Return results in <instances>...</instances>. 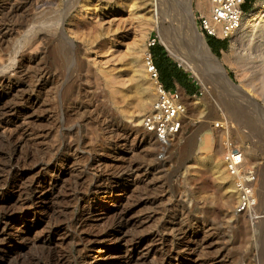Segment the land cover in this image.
<instances>
[{
    "label": "rangeland",
    "instance_id": "1",
    "mask_svg": "<svg viewBox=\"0 0 264 264\" xmlns=\"http://www.w3.org/2000/svg\"><path fill=\"white\" fill-rule=\"evenodd\" d=\"M144 1L146 0H0V25H9L5 39L0 41V70L14 74L19 65L28 63L27 65L33 68L31 71L35 68H37L35 70L47 68L52 79L44 86L42 93L44 95L40 98V104L44 107L29 108L36 122L35 126L32 125L33 133L28 134L29 141L24 144V149L32 152L40 150L36 154H42L44 150L46 152L51 146H56L59 148L58 152L63 153L67 149L63 143L76 139L78 146L76 145L74 149L81 157L73 164L63 166L62 169L65 170L63 180L53 197L50 196V199L37 205L35 216L29 214V220L37 226L27 236L25 242L13 245L7 242L0 246V252L6 257L4 264H46L50 247L57 251L62 250L69 258L78 255V244L65 239V235H70L72 230L62 229L54 234V238L46 241L42 240V236L47 232L54 220V213L58 210L68 209L69 214L80 212L82 200L76 198L73 200L71 196L72 190L77 186L78 178L75 177L78 176V169H82V165L87 164L90 159H98V164L101 162V165L108 162L122 163L121 158L114 159L112 156L118 152H131L129 148L136 143L134 135L129 134L133 125L136 129L145 130L142 119L151 109L156 97V84L147 72L145 55L148 51L153 53L158 43L168 53V57L179 64V68L188 75L191 91L182 92L178 85L181 99L187 108L183 129L171 142L165 156L161 158L157 156L153 139V145L133 150L134 153H130L125 164H122V170L111 168L108 176L116 179L117 175L124 172L123 165L126 167L129 160H133L134 165L140 168V175L147 173L149 176L147 177L153 181V189L156 188L154 190L149 188L153 195L165 194L167 202L179 200L180 204H184L192 213L206 216L212 222V229L217 232L216 241L212 248L207 249L209 252L206 250L209 255L206 254L209 258H219L215 260V264H264V219L252 224L244 215L235 212L236 201L240 196L236 185L239 177L227 178V185L232 190L229 196L220 185L217 174L202 162V158L212 156L222 168H225L223 161L225 147L222 141L225 131L215 127L214 123L216 121L228 123L233 129L234 140L243 146L246 156L244 169L256 170L255 187L260 207L264 209V114L255 106L257 103L264 106V28L261 29L264 16L255 20L246 29L240 30L234 37L235 40L233 37L226 40L227 46L219 55L212 51L207 37L201 33L232 83L244 91L250 97L248 98L243 95L232 96L231 92L234 91L232 87L219 78L220 74L212 71L211 60L203 59L204 56L193 45L192 30L189 28L186 13L187 0H159L162 15L160 25H156L157 27L151 17L153 12L148 11L151 6L146 8ZM10 4H20L17 13L19 15H8ZM246 4L250 9L244 11L243 19L251 10L257 8L263 10L264 15V0H250ZM193 8L197 25L199 15L208 12L200 11L196 6V0L193 2ZM111 10L112 13H109ZM103 13H109L114 19L110 23L99 25L96 19ZM5 15L7 17H4ZM4 18L10 21H4ZM152 39H156V45L149 46L148 43ZM135 57L139 61L133 62ZM136 69L139 70L137 73ZM134 73L151 90L150 101L137 121H131L121 111L123 106L132 108L135 99L132 102L123 101L119 94L114 95L112 86L107 82L108 75H118L125 80L128 92L135 98L132 80ZM11 94H16V91ZM11 94L8 100L13 97ZM42 101L44 103H41ZM68 110L72 116L68 115ZM2 128L0 125V136ZM38 129L43 133H37ZM34 131L38 135L34 134ZM127 136L128 145L119 142L121 138ZM1 137L0 162L10 148L1 141ZM83 141L85 143H82ZM93 171H95L93 168L88 170L85 183L90 182L94 176ZM124 179L129 180V176ZM140 186V189L138 187L132 189L133 191L130 189L118 200V205L109 204L107 200L105 202L112 211L132 205L134 213L143 215L147 211L146 207L138 203L142 192H146L148 188H144L145 185L142 183ZM11 198L12 195L1 197L3 202ZM97 201L104 200L97 197ZM101 218L102 216L100 218L94 216L87 224V228L99 230L105 225L113 224L112 218L105 217L103 220ZM156 219L159 220V216L149 224L155 226L158 222ZM151 226H146L145 229ZM14 228L21 229L23 226L20 223ZM175 256L172 257V261H176ZM185 260L184 264L187 262ZM139 263L143 264L133 256L122 264Z\"/></svg>",
    "mask_w": 264,
    "mask_h": 264
},
{
    "label": "bare ground",
    "instance_id": "2",
    "mask_svg": "<svg viewBox=\"0 0 264 264\" xmlns=\"http://www.w3.org/2000/svg\"><path fill=\"white\" fill-rule=\"evenodd\" d=\"M144 2H146V8L151 6V9L149 8L148 11L153 12L151 16L153 23L155 26L158 25L161 22L162 15V12H160L161 5L159 7V0H146ZM193 2L194 0H187L186 2V13L190 24L189 28L192 30L191 41H193V45H195L201 55L204 56L203 59L211 60V64H209L210 67L212 66V71H216L217 74H220L219 78H222L223 82H226L232 87L234 90L231 92L232 96L243 95L250 98L244 93V91L232 83L224 67L219 63L217 57L213 55L210 50V47L195 23ZM18 5L10 4V7L8 5V15H19L17 14L20 8ZM21 6L23 5L21 4ZM196 6L200 11H209L208 0H196ZM109 13H112V10ZM109 13H103L98 16L96 21L99 25L110 23L114 19ZM2 14L4 15V13ZM263 16V10H259V8L251 10L248 16L246 15L243 19L240 29L233 34V38L237 36L240 30L246 29L252 25L255 20ZM4 17L7 16L5 15ZM5 19L6 18H4V21H10V19ZM12 22L14 21L12 20ZM17 26L19 27V25ZM7 27H9V25H0V41L6 36L5 32L9 29H7ZM263 28L264 23L261 26V29ZM132 61L136 62L139 60L135 57ZM27 64L28 63H25V65H19L14 74H10L7 70H0V125L3 127L2 137H0L2 139L1 141L10 147H8V152L3 156L0 162V246H3L7 242L12 243V245L19 244L23 241L25 242L27 236L37 226L29 220V214L35 216L37 205L42 201L50 199V196L53 197L56 188L63 180V174L65 172V170L62 169L63 166L73 164L74 161H77L76 159H79L80 157L76 152V149H74L76 145L78 146L76 143L77 141H75L76 139L63 143L67 148L63 153H59L57 150L59 148L56 146H51V149H47L46 152L45 150H42V154H36V152L38 151L37 153H39L40 150H37L36 152L33 150L32 152L29 151V149H24V144L29 141L28 136L30 135L28 134L33 133L32 125L36 122V119L32 117L33 115H31L29 108L42 105L40 104V98L41 95H44L42 94L44 91L43 88L50 79V70H46L47 68L35 70L37 68L34 67L35 72H33L34 70H30L32 68H30L31 65L28 66ZM138 71V69L135 70L136 73ZM136 73L132 76L133 89L136 95L135 98L128 92V86L125 84L124 79L116 74L111 76L108 75L107 79V82H109L108 84L112 86V92L114 95L119 94L125 102H132L135 99V104L132 108L129 109L125 106L121 108L123 114L131 119V121H137L140 118L151 98V90L149 86H146L147 84L145 85ZM50 81H52V79H50ZM13 91H16V94L12 95L11 93ZM10 94L13 97L8 100ZM41 103L44 102L42 101ZM252 103H254V101ZM255 106H257L258 110L264 114L263 105L257 103ZM42 107L44 106H41V108ZM33 110L32 114L34 112ZM67 113L68 115H71L70 110H68ZM90 116L92 115L90 114ZM110 126L111 125H109V127ZM133 126L134 127L131 128L129 134L131 136L134 135L133 139L136 143L134 144L132 141L134 146L129 148L131 152L125 151L118 152V154L115 153L114 155L112 154L114 159L121 158L122 163L121 161L119 163L108 162L106 165H101V162L98 164V159H90L91 161L87 160L88 163L82 165V169H78L79 173L76 172L78 174V176L76 175L77 177H75L76 179L78 178L76 182L77 186H74L75 188L72 190L73 193L71 192V196L73 197V200L74 198L82 200L80 202V212L77 214L74 212L73 214H69L67 211L68 209L60 211L57 209V213H54V220L53 222L50 221L51 225L48 227L47 232L42 236V240L46 241L51 239L56 232H59L62 229H68L69 231L72 230L70 235H64L65 239H69V241L71 240L73 242L75 241V243L78 244V255L69 258L65 252H62V250L57 251L55 248L50 247L46 256V264H122L133 256H136L137 260L143 264H184L183 262L185 259L187 260V262H185L186 264H215V260H217L218 257H207L209 255L207 249L214 246L217 232L214 231V228V230L212 229V222L206 216L192 213L184 204L181 205L179 200L165 201V194H160L159 196L153 195L149 190L150 187L153 189V181L151 178H148L149 176L147 173H143L144 171H142L143 175H140V168L138 165V167L134 165L133 160H129V164H126L127 166L125 165L126 167L123 165L125 173L122 172L121 175H117L116 179L108 176V172H110L111 168L122 170V164L128 159L127 156H130V153H134L133 150L145 149L147 145L152 144L154 137L151 133L146 130L141 131L136 129L135 125ZM39 132L42 131L39 130L37 133ZM37 133L34 131V134L38 135ZM210 134L211 133H209V135ZM128 141V136L119 140L120 143L125 145H128ZM82 143L85 142L83 141ZM153 144H155V142ZM121 153L123 155H120ZM202 159V162L217 174L216 176L219 178L220 185L224 187L225 192L231 196L232 190L230 189V186L227 185V178L234 175H231L226 168H222L212 156L204 157ZM245 161L246 156L243 167L245 166ZM91 168L95 170L93 171L94 176L91 175L93 177L90 182L85 183V178H88V170ZM126 176H129V180L124 179ZM141 183L145 185L144 188H148L146 192H142L143 194L140 198L137 197L140 199L138 205L143 204L145 205L144 207H146L147 211L145 214L138 215V212L137 214L134 213L135 209L133 210L134 207L128 204L129 202L127 205L130 206H124L119 210L112 211L109 208V204L118 205L117 202L121 197L130 191V189L135 190V188H139ZM142 190L144 191V189ZM100 194H102V196H100ZM11 195L12 198L8 201L3 202V199H1V197L5 198ZM97 197L104 201H97ZM105 200H107L109 204H106ZM137 211H139V209ZM94 216H98L99 218L102 216V220L105 217L106 219L107 217H110L112 218L113 224H108L110 226L105 225V227L99 230L89 229L90 225L88 226L89 228H87V224ZM156 216H159V220L156 219L158 220L156 225L151 226L149 223L153 222V219ZM20 223L23 228H14L16 224ZM146 226L151 227L145 229ZM216 253H218V251ZM174 255H176V261H172ZM5 258V255L0 252V264H4L6 261ZM112 260H117V262H112ZM122 260L124 261L122 262Z\"/></svg>",
    "mask_w": 264,
    "mask_h": 264
},
{
    "label": "built area",
    "instance_id": "3",
    "mask_svg": "<svg viewBox=\"0 0 264 264\" xmlns=\"http://www.w3.org/2000/svg\"><path fill=\"white\" fill-rule=\"evenodd\" d=\"M208 13H201L197 27L208 38L231 40L237 32L245 15L243 5L246 0H208ZM156 44V39L148 45ZM145 66L150 77L156 84V97L151 109L142 119L143 128L154 137L157 156L167 154L170 144L181 133L184 125L186 104L181 99L178 90H169L160 78L153 54L148 51L145 55ZM215 127L225 131L223 136V161L226 170L237 178V188L240 198L236 201L235 212L244 215L252 224L264 219V209H261L257 187L254 182L257 178L255 168L245 170L243 167L245 153L243 146L237 143L232 136V127L227 123L216 121ZM222 124V125H221Z\"/></svg>",
    "mask_w": 264,
    "mask_h": 264
},
{
    "label": "crops",
    "instance_id": "4",
    "mask_svg": "<svg viewBox=\"0 0 264 264\" xmlns=\"http://www.w3.org/2000/svg\"><path fill=\"white\" fill-rule=\"evenodd\" d=\"M208 40H213L214 42H216V41L221 40V39L208 38L207 37V41ZM158 46H159V49H158L159 51L157 53L160 57V61L163 62L164 72L172 73L175 75L173 78L174 88H172V89L179 91V89H178V85H179L182 89V92H190L191 87H190L189 82H188V75H185L184 71L179 68V64H177L175 61H172L168 57V53L165 52V49H163L161 47L160 43H158ZM221 50L222 49H220L219 51H221ZM159 71H161V69ZM161 73H163V72H161ZM176 76L181 77L180 81L176 78Z\"/></svg>",
    "mask_w": 264,
    "mask_h": 264
},
{
    "label": "trees",
    "instance_id": "5",
    "mask_svg": "<svg viewBox=\"0 0 264 264\" xmlns=\"http://www.w3.org/2000/svg\"><path fill=\"white\" fill-rule=\"evenodd\" d=\"M250 0H247L246 2H249ZM246 2H245V4L243 5V9H244V11H248L249 9H250V6L248 5V4H246ZM208 44H209V46L211 47V49H212V51L215 53V54H217V55H219V53H220V49H223V48H225L226 46H227V41L226 40H218V41H216V42H214L213 40H208ZM156 45V44H155ZM159 49V46L158 47H155L154 49H153V57H154V59H155V62H156V64H157V66H158V69L160 70L161 69V71H160V78H161V81L164 83V85H165V87L167 88V89H169V90H173L172 88H174V86H173V78H174V74H172V73H168V72H164V69H163V62H161L160 61V57H159V55H158V50ZM161 72H163V73H161ZM176 78L180 81V79H181V77L180 76H176Z\"/></svg>",
    "mask_w": 264,
    "mask_h": 264
}]
</instances>
